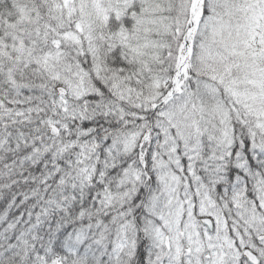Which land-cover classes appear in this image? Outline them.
<instances>
[{
    "label": "snow or ice",
    "instance_id": "6c2138e0",
    "mask_svg": "<svg viewBox=\"0 0 264 264\" xmlns=\"http://www.w3.org/2000/svg\"><path fill=\"white\" fill-rule=\"evenodd\" d=\"M0 264H264V0H0Z\"/></svg>",
    "mask_w": 264,
    "mask_h": 264
}]
</instances>
